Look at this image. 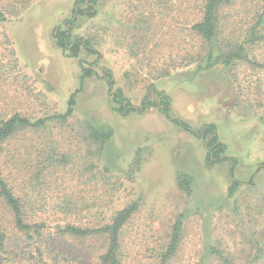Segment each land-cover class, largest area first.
Masks as SVG:
<instances>
[{
    "label": "rangeland",
    "instance_id": "rangeland-1",
    "mask_svg": "<svg viewBox=\"0 0 264 264\" xmlns=\"http://www.w3.org/2000/svg\"><path fill=\"white\" fill-rule=\"evenodd\" d=\"M79 1L0 0L1 120L64 113L81 66L98 62L65 123L18 132L2 146L0 175L39 233L19 231L0 198V264H100L105 235L59 228L105 226L133 203L137 210L120 232L122 264H160L179 219L167 264H264V40L245 42L244 60L207 66L206 44L190 34L198 0H99L93 18ZM71 18V38L90 40L100 57L80 49L74 58L55 45L56 30H68ZM217 40L218 50L232 49ZM102 68L115 81L111 92L147 109L119 114ZM163 96L171 100L168 117L155 106ZM173 118L194 131L213 124L226 145L222 156L234 161L209 166L205 141ZM89 126L109 127L112 137L98 144ZM178 172L192 178L190 191L178 188Z\"/></svg>",
    "mask_w": 264,
    "mask_h": 264
},
{
    "label": "trees",
    "instance_id": "trees-1",
    "mask_svg": "<svg viewBox=\"0 0 264 264\" xmlns=\"http://www.w3.org/2000/svg\"><path fill=\"white\" fill-rule=\"evenodd\" d=\"M80 3H85L86 12L89 18L96 16L97 11L95 7L99 0H82ZM252 2L253 12L246 14L247 5ZM261 2V4H260ZM246 3H248L246 5ZM260 4V5H259ZM199 17L198 20L191 23L190 34L191 38H200L203 43L206 44L205 54V65L211 66L214 64L230 65L235 60H244L245 56L242 55L244 52L245 42L254 43L255 41L264 40V0L258 2V0H198ZM243 15L238 13L239 9H242ZM78 14L82 15L84 12L80 9L76 10ZM238 17V19H237ZM5 21V14L0 11V22ZM74 22V18L68 21L69 28L66 31L60 29L56 30L55 33V45L63 51L68 50L71 53V57L77 58L80 49H84L89 54H94L100 57V53L92 46L91 41L84 40L83 38H71V26ZM217 38H226L225 44L232 47L231 50H218L217 49ZM229 38H248L242 42L234 43ZM80 65H83L79 60ZM98 66V62L95 61L91 66H81L80 85L79 88L74 91L68 101L67 107L64 113L46 116L36 120H30L20 115H13L8 119H0V152L2 146L11 139L18 132L34 129H43L46 124L51 122L65 123L73 114L74 107L76 105V96L80 91L82 82L95 75V70ZM101 77L106 81L108 90L111 92L114 88L115 81L109 70L101 69ZM112 101L119 105L118 112L123 116H127L130 113L137 112L142 113L147 109V104L143 103L139 108L132 107L128 100L123 97L120 90H115L110 93ZM162 105L161 112L165 117H168L169 107L171 100L167 96L159 98L155 106ZM177 127L184 131L199 137L205 141V145L208 149L207 163L212 165L213 163H222L224 160L231 159L227 156H222L226 151V145L219 142L215 134V126L213 124L204 126L199 131L192 130L185 122L173 118L171 119ZM90 137L98 144H106L112 137V130L109 127H95L89 126ZM232 173V172H231ZM176 183L180 190L190 191L192 178L184 173L178 172L176 175ZM238 182L233 181V187L229 191V195H232L236 189ZM0 198L4 204L11 210L14 223L19 231H29L34 229V233L38 234L39 229L32 225H27L24 222V204L20 197L16 196L10 184L0 175ZM138 204L133 203L123 210L118 211L113 217L110 224L99 228H81L74 225H65L59 228V232L69 233L76 237H95L97 235H105L107 237L106 251L99 256L100 264H122L120 258V232L126 221L134 214L137 210ZM181 219H179L173 228L172 239L168 250L162 258L160 264H167L168 258H170L178 247V238L181 230ZM28 241L32 239L27 235ZM6 242V235L0 230V251L4 250ZM41 264H44L41 261ZM200 264H204L201 262Z\"/></svg>",
    "mask_w": 264,
    "mask_h": 264
}]
</instances>
